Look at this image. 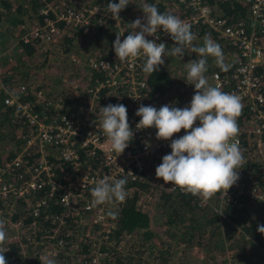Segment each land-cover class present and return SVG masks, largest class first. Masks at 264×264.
<instances>
[{"label": "built area", "instance_id": "2783aa9c", "mask_svg": "<svg viewBox=\"0 0 264 264\" xmlns=\"http://www.w3.org/2000/svg\"><path fill=\"white\" fill-rule=\"evenodd\" d=\"M37 1V14L41 17V22L33 21L28 26L22 37L24 42L36 40L38 45L48 44L59 38L65 28L71 29V32L82 30L92 20L103 29H120V39H125L121 36L124 20L121 24L120 15V19H112L107 7L87 5L77 8L71 0ZM206 1L176 0V4L181 7L178 9V17L190 24L193 32L202 26L236 49L240 60L232 72L227 76L214 73L212 82L222 91L235 93L242 99L243 109L238 117L240 132L237 137L240 146L242 139L246 138L250 142L255 141L257 149L263 152L264 0H245L249 16L247 20L239 21H231L219 14ZM2 2L0 0V15L7 12ZM113 2L118 3L119 0ZM155 36H159V39ZM147 38L156 43H165L166 46L173 42L162 29ZM143 63V57L126 62L117 57H89L87 66L99 74L91 79L84 90L87 102L72 107L71 111L65 113L61 112V100L40 101L44 94L41 90L33 92V97L39 100L40 110L24 97L25 87L7 93L3 103L12 109L13 121L20 119L27 129L23 133H20V129L19 139L14 142L15 147L10 155L13 156L0 158V199L5 201V208L0 209V219L6 221V229H18L22 221H10V217L16 202L21 201L28 219L32 217L29 222L24 221L22 228V237L29 240L26 246H41L46 240V245L44 248L41 246L40 251L45 250L49 255H56V251H50L51 242L62 247L66 238L73 233V229L66 227L78 230L79 225L87 223L86 217L91 224L103 226L98 233L87 234L89 239L95 238L98 243L102 239L109 240L114 225L109 222L107 212L121 203L93 207L91 190L96 182L105 176L109 177L110 182L125 178L129 172L133 175H127V184L137 182L146 174V161L149 162L151 174L154 176L162 157L170 154L171 140H157L155 127L136 129L140 117L135 113L140 105H148ZM89 77L90 75L87 79ZM108 98L123 99L128 110L130 127L134 131L132 141L120 155L105 143L100 127V107H104L101 101ZM245 110L250 111L252 117L242 116ZM198 125L199 121L194 126ZM183 135L185 132L181 130L172 139ZM144 141H149L150 147L146 148ZM244 157L247 161L249 153ZM238 174V182L227 194L219 192L210 199L193 196L171 184L166 185L169 191L190 194L197 199L198 205L208 203L215 209L217 200V207L229 203L247 208L258 200H264V193L252 182L253 175L244 166ZM126 190L129 192L127 185ZM244 197L247 198L246 202L242 201ZM56 203L61 208L56 209L58 212H53V204ZM147 203L148 200L142 206H147ZM41 216L42 219H39ZM40 221L46 222V228L41 226ZM97 234L101 236L97 238ZM20 238L21 235L17 234L14 241H20ZM5 246L7 247V243Z\"/></svg>", "mask_w": 264, "mask_h": 264}, {"label": "trees", "instance_id": "16d2710c", "mask_svg": "<svg viewBox=\"0 0 264 264\" xmlns=\"http://www.w3.org/2000/svg\"><path fill=\"white\" fill-rule=\"evenodd\" d=\"M52 1L65 2L67 0ZM71 1L77 8L87 5L107 7L108 3L113 2V0ZM145 2L155 4L161 13H170L176 16L178 9L181 8L176 4V0H129V5L119 14L121 24L124 20V27L126 26V29L121 31L123 38H126L127 34L133 31L129 24L144 15L140 9ZM206 3L231 21L248 19V6L245 0H207ZM2 5L7 8V12L0 15V158H10L13 156H10L12 151L3 150L10 142L18 141L20 129L22 130L20 133L26 129L25 127L21 128V120L13 121L12 109L3 103L7 93L19 91L21 87H25L24 97L33 100V92L46 91L47 97L51 101L56 99V101L61 100L63 102L62 113L71 111L70 108L72 107L86 103L87 96L84 90L91 79L99 73L89 69L87 66L89 58L86 62L83 59L89 57L93 51L96 52L97 56L109 59L116 58L112 45L117 37V30L115 28L103 29L95 25L92 20V23L82 30L76 29L75 32H71V29L65 28L64 33L59 38L48 44L38 45L36 40L24 42L22 37L25 34V28L23 29L25 24L27 23L29 26L33 21L41 22V17L37 14L39 2L37 0H3ZM193 33L197 35L198 40V42L197 40L194 41V44L201 46L205 34H210L211 38L223 49L225 63L230 65L227 72L222 71L215 64L214 58L209 57L208 71L205 73L209 83H212L214 73H219L222 76L229 75L237 61L240 60L236 49L202 26L197 27ZM96 38L99 40L98 46L96 43L95 48L91 51L87 48V44L94 43ZM173 43L168 47H172ZM198 58L190 48H185L183 58L168 56L159 71L153 74L145 73L148 105L157 109L165 104L176 106L185 92L191 89L195 91L194 86L187 80V71L184 68L182 80H178L177 76L180 73L178 68L174 70L178 71V75L175 76L172 75L174 71H169L167 67L172 65L176 59L188 63ZM37 70L40 71L42 78H39L38 81L34 80V85L30 81ZM88 75H90L89 79H87ZM46 76L54 80L53 86L46 84ZM78 91L81 94L77 93L78 95H76L75 92ZM101 103L104 106L117 103L126 106L122 98H108L102 100ZM67 106L68 108H66ZM37 109L40 110V108ZM242 116L252 117V113L245 110ZM262 141L264 143V135ZM255 147V141L250 142L246 138L242 139L243 155L249 153L244 168L252 172V182L264 193V163H258L260 161L259 156L253 152ZM261 154V158H264V151ZM127 187H129V192L126 200L113 208L119 210V215L115 219L111 217L109 219L114 228L111 230L109 240H105L106 243L102 239L100 243L95 244L79 228L77 230L73 227H66V229H73V233L66 238L65 244L62 247H57L54 242H51L49 246L50 251L57 252L56 255H49L45 250H31L26 247L29 240L22 237V228L24 221L29 222L32 217L29 220L21 201L16 202V207L11 210L10 221L21 220L22 224L18 229H7V247L9 250L5 253V258L8 264H132L130 260L133 254L135 255L134 252L138 253V264H146L145 262L150 257H152L150 264H162V260L167 257L161 256L163 253L161 249L164 247L168 249L171 244L174 246V243L180 247L190 243L196 254H200L203 250L206 255H209L208 261H211V264H227L229 260L240 255H246L247 246H244L243 250L242 244L251 245L248 248L254 245L257 250L264 251V234L257 231L263 220L253 216L251 205L250 208H247L225 203L217 207L218 200L214 204L217 209L198 205L197 199L190 194L169 191L164 181L157 179L156 175H144L141 180L128 183ZM147 193L158 194L162 225L172 237L167 238L166 241L168 240V242L162 247L158 238L156 242H150L153 234L151 232V219L148 214L149 206H142L149 197ZM242 201L246 202L247 198L244 197ZM257 202H264V200ZM4 204L5 201L0 199V209L5 208L3 207ZM259 206L264 211V204ZM58 208L61 206L57 203L53 204V212H58L56 211ZM39 219H42V216ZM40 224L46 228V222L40 221ZM87 229L96 231L94 227H87ZM135 233L139 235L140 239L129 240L128 245L133 244V246L126 252L125 241ZM17 234L21 235L20 241H14ZM79 236L82 237L85 245L83 258L76 257L78 251L73 248L71 243L76 241ZM100 236L98 235V237ZM37 238L39 239V236ZM108 241L109 243L114 242L111 250H108ZM46 242L45 240L41 245L42 248ZM234 247H238L239 250L234 249ZM126 253L129 256L123 257ZM261 253L264 256V253ZM98 256L103 257L98 261ZM248 258L251 259L252 263L251 255L243 258V260Z\"/></svg>", "mask_w": 264, "mask_h": 264}, {"label": "clouds", "instance_id": "9594fccd", "mask_svg": "<svg viewBox=\"0 0 264 264\" xmlns=\"http://www.w3.org/2000/svg\"><path fill=\"white\" fill-rule=\"evenodd\" d=\"M129 5V0L107 4V11L112 19H120L119 14ZM143 19L137 18L129 25L133 29L121 41L117 36L113 49L120 61L143 57L142 71L153 74L165 64L168 56L183 58L185 48H190L198 59L185 64L187 80L195 88L191 103L183 108L165 104L157 109L151 105H140L135 115L140 117L136 129L155 127L156 139L169 141L171 152L162 157L156 167L157 179L165 184L178 187L193 196L204 199L212 198L216 193L227 194L239 180V170L246 163L243 150L237 137L239 136L238 117L242 113V99L235 93H226L219 86L209 83L205 73L208 71V58H214L215 64L227 72L230 65L225 63L221 46L210 34H205L203 44L195 45L197 35L192 32L191 25L180 17L170 13H161L155 4L147 2L140 9ZM163 30L173 40V46L156 43L147 37L154 36ZM159 39V36H155ZM100 127L105 143L119 155L129 146L134 131L131 129L125 105L108 104L100 107ZM199 121L198 126L196 122ZM95 123V122H94ZM184 130L185 135L172 139L175 134ZM146 148L149 141H144ZM125 178L109 180L105 176L96 182L91 190L92 206L124 202L128 196ZM107 215L113 219L119 215L118 209H109ZM257 231L264 234V225ZM8 240L6 221L0 219V264H8L5 253Z\"/></svg>", "mask_w": 264, "mask_h": 264}, {"label": "rangeland", "instance_id": "374dc122", "mask_svg": "<svg viewBox=\"0 0 264 264\" xmlns=\"http://www.w3.org/2000/svg\"><path fill=\"white\" fill-rule=\"evenodd\" d=\"M171 4H172V2H171ZM139 18L143 19V15L140 16ZM123 29H126V26L124 27V25H123L122 26V30ZM119 33H120V29L117 30V36L119 35ZM197 42H198V40H197ZM96 43H97V46H98V43H99L98 38H96V41L94 43L87 44V48L90 49L91 51H93V49L95 48L94 45ZM42 45H44V44H42ZM104 47H106V46H104ZM93 53H96V52L93 51L90 54L89 57L97 56V55H94ZM89 57H85L83 59V61L86 62V60ZM186 63L187 62L184 61V60L176 59L175 62L172 65L170 64L169 67H167V69L169 71H174L176 68H178V71L180 72L179 75H178V71L177 72L174 71V73H172V75H175V76L178 75L177 79L178 80H182V75H183L182 70H183V68L186 70V67H185ZM67 69H69V68H67ZM39 72L40 71H38V70L34 72V75L31 78L30 83H33L35 85L34 80L38 81L39 78H42V75ZM45 82H46V84L51 85V86H53V84H54V80L53 79H49L47 76L45 77ZM189 83L191 84V82H189ZM211 84L213 85V82ZM191 90H189V91H187V92H185L183 94V96L179 99L178 104L176 105V107L183 108L185 106L190 105L191 99H192L193 95L195 94V91L194 90L191 91ZM77 93L81 94L80 91L75 92L76 95H78ZM21 124H22L21 128L22 127L24 128L25 125L23 124L22 121H21ZM14 147H15V143H14V141H12V142L9 143V145L7 144L6 148L3 151L11 150L13 152ZM253 152H256L257 156H259V158H260V161H258V163L259 164L264 163V158H261L262 151L260 149H257V145H256V147H255ZM146 164H147V166H146V172H145L146 174L145 175L152 176L150 168H149V162L146 161ZM250 173H252V172L250 171ZM152 183H154V182H152ZM147 194L149 196L148 199H147L148 202H149L147 204V206H149L148 214H149L150 219H151L150 220L151 221V232L153 234V238H152V240H150V242L154 243V242H156L159 239L160 240V245L162 247L168 242V240L166 241V239L167 238H172V237H171L170 233H168V231H166V229L164 228V225H162V219H161V215L162 214H161V210H160V208L158 206V201H159L158 198H157L158 194H152V195L150 193H147ZM262 204H264V202H256L255 204L251 205L252 207L249 206V208L251 207L252 214H253V216L255 218H262V220H263L262 225H264V211L259 206V205H262ZM201 205L209 206V207L214 208L211 204H208V203L201 204ZM257 208H258V210H257ZM86 219H87V223H83V224L78 226L79 230L84 231V233L86 235L87 234H92L93 232L94 233H98L101 228L103 229V226H101V225H93V224H91V222L88 220V217H86ZM87 227H94V228H96V231H90L89 229H87ZM97 238H98V234H97ZM136 238L140 239V237H139V235L137 233H135L133 236H130L125 241V251L126 252H128L130 250V248H132V246H133V244L132 245H128L127 242L129 240L135 241ZM91 240L94 243L98 242L95 238H91ZM71 243H72L73 248L77 249V251H78L76 257L83 258V256H84L83 251H84V246L85 245L83 243L82 237L79 236L76 241H72ZM113 245H114V242H110L108 250H111ZM242 245H243V250H244V246H247V249H246V253L247 254L246 255L244 254V256L240 255L237 258H234L233 260H229L227 262V264H244V263L245 264H264V256L261 253V252L264 253V251H261L260 249L257 250L254 245L252 247H250V248H248V246H251V245H248V244H242ZM26 247L31 249V250H41L42 249L41 246L35 245V244H32L30 246H26ZM236 248L239 250L238 247H234V249H236ZM176 249H177V251L175 252ZM232 250H233V248H232ZM161 251L163 252L161 254V256L163 258L167 257L166 259L162 260V264H209V263L211 264V261H208L209 255L208 254L206 255L203 252V250L201 251L200 254H196L195 249L191 248V244L190 243H186L185 246H182V247L178 246L177 243L176 244L174 243V246L171 244V246L168 249H167V247H164V248L161 249ZM168 252H169V254H168ZM134 253H135V255L133 254V256L131 257L130 261H131L132 264H138L137 263V259L139 258L138 257V253L137 252H134ZM249 255H251V257H252V263H251V259H249V258L243 260V258H247V257H249ZM128 256H129L128 253H126V255H124L123 257H128ZM256 256H259L261 258L259 259V257H256ZM101 257H103V256H98L97 260L99 261ZM151 258L152 257H150L145 263L146 264H150ZM33 264H35V263H33Z\"/></svg>", "mask_w": 264, "mask_h": 264}, {"label": "flooded vegetation", "instance_id": "af4514ba", "mask_svg": "<svg viewBox=\"0 0 264 264\" xmlns=\"http://www.w3.org/2000/svg\"><path fill=\"white\" fill-rule=\"evenodd\" d=\"M46 94V92H44V94H43V98L40 100V101H45V100H50L48 97H47V94ZM32 102H33V104L35 105V107L36 108H38V105H40V103H39V100L37 99V98H34L33 97V100H31ZM25 129H27V127H25Z\"/></svg>", "mask_w": 264, "mask_h": 264}, {"label": "crops", "instance_id": "0c3cea01", "mask_svg": "<svg viewBox=\"0 0 264 264\" xmlns=\"http://www.w3.org/2000/svg\"><path fill=\"white\" fill-rule=\"evenodd\" d=\"M27 23L25 24V27H23V29L25 28V33H26V31H27Z\"/></svg>", "mask_w": 264, "mask_h": 264}]
</instances>
